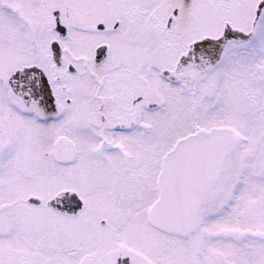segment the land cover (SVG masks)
I'll return each mask as SVG.
<instances>
[{"label": "snow or ice", "instance_id": "1", "mask_svg": "<svg viewBox=\"0 0 264 264\" xmlns=\"http://www.w3.org/2000/svg\"><path fill=\"white\" fill-rule=\"evenodd\" d=\"M0 264H264V0H0Z\"/></svg>", "mask_w": 264, "mask_h": 264}]
</instances>
